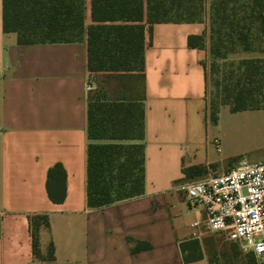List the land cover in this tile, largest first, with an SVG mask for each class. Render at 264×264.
I'll use <instances>...</instances> for the list:
<instances>
[{"label": "crops", "instance_id": "obj_1", "mask_svg": "<svg viewBox=\"0 0 264 264\" xmlns=\"http://www.w3.org/2000/svg\"><path fill=\"white\" fill-rule=\"evenodd\" d=\"M86 3L88 26L92 0ZM206 29V21L161 22L147 34L144 192L91 207L88 84L111 94L110 76L89 71L86 39L19 44L17 33L4 31L0 0V264H46L33 251L36 214L49 217L40 247L46 254L53 243L56 264H224L231 244L243 250L226 232L211 230L205 209L181 189L243 160L264 161V109L223 106L218 123L209 120V48L188 43ZM57 163L67 172L61 203L47 192ZM190 239L200 241L203 258L185 262L181 243Z\"/></svg>", "mask_w": 264, "mask_h": 264}, {"label": "trees", "instance_id": "obj_2", "mask_svg": "<svg viewBox=\"0 0 264 264\" xmlns=\"http://www.w3.org/2000/svg\"><path fill=\"white\" fill-rule=\"evenodd\" d=\"M86 10V0H3L4 31L17 33L19 44L86 39L91 73L142 81L136 93H126L124 85L111 94L100 86L89 91V206L103 207L144 192L145 49L154 24L204 22L208 15L206 31L190 35L188 43L209 48L214 86L207 104L211 123H218L223 106L233 112L264 109V0H92L88 26ZM256 51L263 55L232 57ZM47 192L55 203L67 196V172L61 163L48 171ZM49 225L47 214L31 216L33 251L46 264H56L53 243L48 255L40 247L41 229ZM181 248L185 262L203 258L198 239L183 241ZM247 264L257 262L247 258Z\"/></svg>", "mask_w": 264, "mask_h": 264}, {"label": "built area", "instance_id": "obj_3", "mask_svg": "<svg viewBox=\"0 0 264 264\" xmlns=\"http://www.w3.org/2000/svg\"><path fill=\"white\" fill-rule=\"evenodd\" d=\"M89 82L88 89H93ZM216 143L220 147L217 138ZM188 201L201 206L211 230L264 259V161L243 160L228 171L181 184Z\"/></svg>", "mask_w": 264, "mask_h": 264}, {"label": "rangeland", "instance_id": "obj_4", "mask_svg": "<svg viewBox=\"0 0 264 264\" xmlns=\"http://www.w3.org/2000/svg\"><path fill=\"white\" fill-rule=\"evenodd\" d=\"M205 21L207 22L208 25V15L205 17ZM208 43V42H207ZM263 54H261L260 52H241V53H237L232 55V57L235 58H241V57H256V56H262ZM206 65L208 68V83H207V98L211 99L212 95H213V91H214V86H213V74L211 71V57L210 54L208 55L207 59H206ZM110 85L112 87V89H117V88H121L123 85L125 86V91L126 93H131L132 92H139L142 89V81L138 80L137 78H126V79H121L119 77H113L110 79ZM134 90V91H133ZM185 182H183L182 184H184ZM231 248L233 249L232 253L227 254L226 256V262L224 264H242L239 261V255L240 254H244L249 261H251L252 259L257 262V264H264V259L263 260H259L255 254L252 251H245V250H240L238 249V247L236 245L231 244ZM244 252V253H243ZM46 255H48V252L46 253ZM243 255V256H244Z\"/></svg>", "mask_w": 264, "mask_h": 264}]
</instances>
